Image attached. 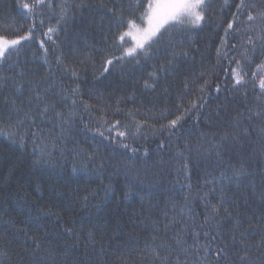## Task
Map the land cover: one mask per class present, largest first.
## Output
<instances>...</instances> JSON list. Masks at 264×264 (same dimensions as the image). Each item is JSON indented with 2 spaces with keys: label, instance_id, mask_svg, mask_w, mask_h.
<instances>
[{
  "label": "trees",
  "instance_id": "1",
  "mask_svg": "<svg viewBox=\"0 0 264 264\" xmlns=\"http://www.w3.org/2000/svg\"><path fill=\"white\" fill-rule=\"evenodd\" d=\"M244 2L247 7L235 16L239 31L230 30L227 38L224 30L233 22L239 0H209L199 26L162 29L147 53L130 56L126 49L131 42L119 36L128 30V19L142 24L139 17L149 0H139V7L137 0H47L32 19L19 9L18 0H0V35L17 38L36 22L32 38L10 49L0 63V77L6 78L0 81V128L16 122L13 100L37 110L36 102L27 103L34 90L67 118L62 122L52 110L37 117L43 145L28 137L20 148L0 136V264H156L151 237L174 246L173 233L182 229L181 221L216 234L210 225L200 227L206 214L202 196L209 192L217 203L221 187L229 201L225 206L242 222L233 228L221 211L225 219L212 249L230 231L238 239L250 231L249 245L257 243L264 235V140L255 130L260 121L248 116L249 109L258 107L259 79L264 77L259 39L264 35L259 19L264 0ZM248 14L257 16L251 32H246L252 23ZM121 17L125 23L118 26ZM49 27L54 31L48 33ZM249 35L256 52L246 61ZM235 61L247 73L242 86H234L230 75ZM18 84L23 86L19 92ZM77 87L78 95L71 91ZM178 117L177 126L169 128ZM237 121L240 127L234 126ZM243 127L249 135L241 134ZM226 134L239 139H230L218 159L214 145ZM53 140L58 144L54 149ZM185 161L190 179L181 170ZM241 165L249 173L243 182L221 185V174L230 176V168ZM213 186L216 192L210 191ZM173 218L178 222L165 231ZM187 239L193 243L190 235ZM201 242L208 240L202 237ZM208 264H215L211 254Z\"/></svg>",
  "mask_w": 264,
  "mask_h": 264
},
{
  "label": "snow or ice",
  "instance_id": "2",
  "mask_svg": "<svg viewBox=\"0 0 264 264\" xmlns=\"http://www.w3.org/2000/svg\"><path fill=\"white\" fill-rule=\"evenodd\" d=\"M47 0H34L33 3H27L25 0H18V7L22 12L28 13V18L32 19L35 13V9L44 5ZM227 4V0H225ZM137 7H139V0H137ZM244 0H239V4L236 6V14H234L233 22L227 24V28L224 30L225 38L229 35L230 30L233 33L239 31V26L234 29L235 16L240 13L241 9L246 8ZM209 10V0H149L147 7L144 9L143 13L139 17L142 23H146V27L141 28L135 20L128 19L126 21L128 31L120 34L119 40L124 41L125 37H129L134 42V47L129 48L127 50V55H134L137 49L147 53L148 48L151 47V43L154 38H158L159 35H162L161 30H167L168 27H177V26H199L201 22L205 20V13ZM113 15H115L113 10ZM259 19L264 21V11L259 13ZM247 20L249 23L246 32H251L255 30V21L257 20V16L248 14ZM39 23H43V20L39 21ZM118 26L121 23H125L123 18H118ZM36 22L33 20L32 27L27 30V34L20 35L14 39H8L5 36L0 35V63L4 62L5 53L8 50L15 49L17 45H20L22 41H26L32 38V34L35 30ZM264 31V27L260 29ZM54 29L49 27L48 33L53 32ZM51 39V37H49ZM261 41V47H264V35L259 37ZM41 46L43 45V41L40 42ZM224 43V41H222ZM147 45V47H146ZM246 45L249 47L245 48L243 53L246 61H251L252 55L256 52V43L253 40L252 36H247ZM232 48H235L236 45H231ZM45 51H47L45 49ZM219 53V50H217ZM181 55H185L181 53ZM233 60L235 58L233 57ZM232 61H229L231 63ZM237 64V68L233 69L230 73L234 80V86H242L246 84L244 69L240 64V61H235ZM108 64H111L112 61H107ZM107 71V68L104 69ZM76 75V73H72ZM253 78H255V73L253 74ZM6 80L5 77H0V81ZM22 85L16 86V91H20ZM255 87V85H254ZM259 95L256 97L258 102V107L256 110L249 109L250 115L248 116V120H251L253 117L260 121V126L256 127L257 135L264 140V77L259 79ZM74 94H79V88H74L71 90ZM216 91H219V87L216 88ZM246 95V93H245ZM34 102L37 103L38 107L35 112L26 110L23 107V104L17 105L15 100L12 101L13 111L16 114V122L10 124L8 128H0V136L8 139L12 143L19 144L20 148L25 147V140L28 137H32L35 140H40L41 144H44L42 129L36 124L37 117H45L50 110L55 111V114L58 118L64 122L67 118L65 114L61 111H56L55 105L50 103H45L44 98L39 90H34L33 93L28 97L27 103L28 105H32ZM73 104L76 103L75 100L72 101ZM197 105L195 103L192 104V107L195 108ZM85 107H88L85 105ZM11 119V117H9ZM181 117H178L175 120H171L169 122V128H175L179 122ZM119 124V121H116ZM32 125L33 127H29ZM235 127H240V122L237 121L234 125ZM63 131V129H62ZM100 136H104L103 132H99ZM111 131V129H109ZM241 134L244 136L249 135V129L247 127H243L241 129ZM118 136H125V132H118ZM19 138V140H17ZM238 140L239 136H231L230 134H226L225 136L220 138V142L214 147L216 148V155L218 159H222V150L225 144L230 140ZM58 146L55 140L52 141L51 147L54 149ZM122 147L130 148L129 144H123ZM45 148L42 147L41 155L44 154ZM35 151V149H34ZM131 151L135 153L137 151L136 148H131ZM145 155L147 153L145 152ZM183 156V153H180ZM39 161H35L38 163ZM181 170L184 171L189 179H190V170L188 167L187 161L181 164ZM232 174L230 176H225L223 173L219 177V182L223 185L225 180L228 181L229 184L235 183L239 186L243 179L249 175L244 170V166L241 165L240 169H232L230 168ZM210 183L205 180V184ZM213 185L216 184V180L211 181ZM190 186V185H189ZM254 188V185H253ZM211 192H216V187L213 186L210 190ZM226 193L221 187L220 196L218 198L217 203H212L210 199V193L204 192L202 199L205 200V211L206 214L203 218V223L201 224V229L205 228V226H211L213 230H215L216 234H213V231H199L195 227L189 224H185L182 221V229L180 231H176L173 233V244L174 246L168 245L164 241H160L159 244L156 243L158 240L157 235H153L151 237V245H152V255L155 258L156 264H208V257L211 254L215 258V264H264V235L260 236V239L257 241L255 245H249L248 238L252 234L250 231H246L241 233L240 238L238 239L235 232L230 231L228 236H220L221 244L217 245L215 250L211 247V242L217 240L218 235L220 234V223L225 219L220 215L221 211H224L227 216L226 218L232 221L233 228H239L241 224V220L233 216L232 212L229 211L228 207L225 205L229 203L225 199ZM260 199L264 201V192H261ZM189 212V219L195 220V216L191 214V209L187 210ZM185 209H181V214L183 215ZM48 215H54L51 211H49ZM178 221L175 218L169 220L167 224L163 226V229L166 231L170 227H174V225ZM191 228V232H188V229ZM160 229H154V231H159ZM66 231L71 234L72 229H66ZM190 235L193 241L192 244L188 243L187 236ZM206 238L208 242H201V239ZM34 239V248L39 251L40 243L35 241ZM226 249H231L228 251ZM166 253L165 255H161V252ZM259 252L256 255V258L253 259V255ZM4 255L3 252H0V256Z\"/></svg>",
  "mask_w": 264,
  "mask_h": 264
},
{
  "label": "rangeland",
  "instance_id": "3",
  "mask_svg": "<svg viewBox=\"0 0 264 264\" xmlns=\"http://www.w3.org/2000/svg\"><path fill=\"white\" fill-rule=\"evenodd\" d=\"M139 26H140L141 28H144V27H146L147 25H146V23H142V24L139 25ZM127 31H128V30H127ZM126 39L129 40V41L131 42V45H130L129 47H127V49H126V55H127V50H128L129 48L134 47V42H133L129 37H125L124 40H126ZM17 46H18V45H17ZM10 49H11V48H10ZM10 49H9V50H10ZM9 50H8V51H9ZM139 51H140V50L137 49L136 53L139 52ZM6 53H7V52H6ZM6 53H5V54H6Z\"/></svg>",
  "mask_w": 264,
  "mask_h": 264
}]
</instances>
